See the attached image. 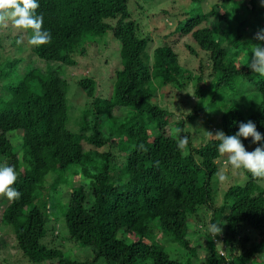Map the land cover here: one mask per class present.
Masks as SVG:
<instances>
[{
  "label": "trees",
  "instance_id": "16d2710c",
  "mask_svg": "<svg viewBox=\"0 0 264 264\" xmlns=\"http://www.w3.org/2000/svg\"><path fill=\"white\" fill-rule=\"evenodd\" d=\"M189 2L198 4L200 0ZM38 3L37 15L43 16V30L50 32L51 42L32 47L30 53L54 67L41 70L26 60L19 80L7 83L0 97V158L16 169L13 187L21 193L12 202L3 197L0 226L12 234L21 258L28 264H96L99 260L104 264H264L260 180L244 171V183L228 187L215 207L210 181L219 169L215 163L219 142L213 138L192 147L190 134L182 131L189 144L180 150L178 138L165 128L172 123L175 129H182L183 121H169L171 113L157 104L155 94V88L180 90L191 82L198 117L219 113L215 122L227 136L235 135L241 123L252 121L262 140L253 143L251 137H241V142L245 148L264 149V77L248 67L250 43L264 46L253 36L264 30L261 2L221 0L208 12L186 15L172 32L208 54L207 82L201 73L191 75L178 66L168 45L147 53L149 39L138 35L128 0ZM242 30L246 36H241ZM107 32L118 43L110 94L96 97L93 80L80 79L77 86L90 103L79 117L77 131L70 132L65 127L67 84L58 75L60 66L73 67L75 49L83 55L87 37L100 38ZM248 36L253 38L250 43ZM184 46L190 52L189 45ZM243 46L248 47L244 54L240 51ZM4 62L1 81L12 77L23 63L18 59ZM223 91L233 93L222 100ZM232 103L244 104L246 112ZM121 111L123 116L118 115ZM71 167H80L83 180L68 189L65 203H61L57 188L65 186L62 176L47 185H43L44 177ZM56 205L64 208L61 217L68 240L87 248L90 260H72L42 243L45 233L53 230L46 228V222ZM202 208L210 211L208 227L222 223L220 234L211 237V232L195 227L198 221H189ZM192 226L194 240L189 235ZM247 232L256 237L250 239ZM159 234L184 251L183 261L167 256L157 240ZM198 237L205 241V249ZM237 247L239 253L234 254ZM200 248L204 250L202 259L197 254ZM223 250L226 256L221 254Z\"/></svg>",
  "mask_w": 264,
  "mask_h": 264
},
{
  "label": "rangeland",
  "instance_id": "374dc122",
  "mask_svg": "<svg viewBox=\"0 0 264 264\" xmlns=\"http://www.w3.org/2000/svg\"><path fill=\"white\" fill-rule=\"evenodd\" d=\"M234 1L235 3L246 2V0ZM259 1L260 0H257V2ZM220 3L221 0H200L198 4H191L189 0H128L127 9L131 19L135 21L138 35L142 38L146 37L149 39L146 49L147 53H150L155 47L168 45L177 56L178 66L182 67V69L186 70V72L188 71L191 73V75H197L198 73H201V79L203 82H207L209 81L206 79V76L209 73V67H207L206 63V59L208 60V54L201 51L190 40L181 37L177 32H172L175 31L177 27H179V23L183 21L186 15L208 12L211 7L219 6ZM230 6H234V4L231 3ZM236 14L239 15L238 9L236 10ZM241 17L242 16L240 14L238 19H241ZM110 23L112 24L113 22ZM245 30L248 32V27ZM246 32L242 30L241 36H246ZM256 34L257 32L253 34L254 39ZM22 35V33H18L11 27L7 29L0 28V66L5 63V59H18L23 62L22 65H18L16 71L12 73V77H10L8 80H0V97L3 96V88L7 83H15L17 80H19L23 69H26L28 65L27 61L30 62L29 66H33L41 70H43L45 67H54V64L45 63L31 55L30 50L32 46L27 44L26 37L24 38V42L18 45L16 40ZM252 39L253 38H249L248 36L247 41L250 43ZM184 44L189 45L190 52L186 50ZM251 45H253V43H250V49H252ZM254 45L256 44L254 43ZM83 49V55H80L78 47L73 52L72 58L75 62L73 67L60 66L58 73V75L63 78L67 84L66 106L68 107V119L65 127L68 131L73 133H75L78 129L79 117L81 116L82 112L89 107L90 103V100L87 99L83 92L78 88L77 82L82 78H89L93 80L94 96L107 98L110 94L112 86L111 83L113 81V70H115L118 60L116 57L118 43L111 37L109 32L100 38L87 37L83 43ZM240 49V51H242L244 54L247 52L248 47L243 46V48ZM198 66L202 67L201 71L197 69ZM178 81L183 82L181 79ZM245 86L246 85H242V87ZM191 87V82H186L184 87L180 90H177L173 87H164L166 89L162 90L161 88H155V90H157L155 94L157 104L161 108L167 109L169 113H171L172 118H170L169 121H183L182 131L190 134L191 146L198 147L205 141L213 139V137H210L207 132L215 135L217 131H220L217 122H215L219 113L213 117L209 113L205 114L204 117H198L195 114L198 109L196 103L197 99L192 96ZM232 93V91H223L220 98L224 100V97H229ZM232 99L233 98L230 99L232 102H236V100ZM232 105L236 107L240 106V110L243 113L246 112L244 104L237 106L236 104L232 103ZM118 115L123 116V111H121V113ZM187 116H191L192 120H187ZM210 120H213V123L210 124ZM174 129L175 127L171 123L167 128H165V131L168 134L174 136ZM83 143L85 142H82V146ZM257 147L259 146L251 145L245 149L248 152H252ZM85 148L86 146L84 145L83 151L87 152V149ZM102 150L104 151V149ZM225 161L226 157L219 155L215 163L219 167L218 170L222 168L224 169L228 175V180L221 183L213 176L210 181L212 200L215 207L221 204L222 195L228 187L235 185L241 186L246 180L243 170L238 171L231 169L230 166L225 163ZM4 163L5 161L0 158V166H3ZM59 174L62 176L65 186L60 185L57 188V192L60 197V202L65 203L68 189L77 184L79 180H83L81 175L82 172L80 167H71L69 170L62 173H48L44 177L43 185L49 184ZM258 185L264 190V181L260 180ZM4 207L5 200L3 197H0V210H2ZM63 210L64 208L62 209L60 205H56L48 216L46 228L49 230L51 226L53 230L45 233L42 243L48 248L59 249L72 260L85 261L90 258L89 251L87 248L68 240L61 217ZM209 216L210 211L202 208L197 212L196 216L189 217V221L193 223L198 221V224L196 223L197 225H195V227H197L202 232L206 231L207 233H210V227L207 225ZM194 229L193 226L189 229L191 240H194L195 237H197L196 234H194ZM247 235L250 237V239L256 237V234H253L252 232H247ZM212 236L214 235L212 234L211 237ZM131 239L134 240L135 238L132 237ZM157 240L170 259H175L178 261L184 260V251L178 248L177 245L171 243L167 237L159 234ZM198 240L201 247L205 249V241H203V239L200 237H198ZM239 250L240 247H237L234 254H238ZM203 251L204 250L200 248V251L197 252L199 259L204 257ZM221 254L226 256V251H221ZM0 264H28L15 250L13 237L10 231L8 229L2 228L1 226ZM96 264H104V262L103 260H99Z\"/></svg>",
  "mask_w": 264,
  "mask_h": 264
},
{
  "label": "clouds",
  "instance_id": "9594fccd",
  "mask_svg": "<svg viewBox=\"0 0 264 264\" xmlns=\"http://www.w3.org/2000/svg\"><path fill=\"white\" fill-rule=\"evenodd\" d=\"M264 6V0H260ZM40 7L38 0H0V28L7 29L11 27L23 35L16 40V43L22 44L24 38H27V44L32 47H40L51 42L50 32L43 30V16L37 15V9ZM255 39L264 42V30L259 31ZM252 58L248 65L251 72L264 77V46L261 44L251 45ZM182 129H174V135L178 138L177 147L180 150L187 148L189 137L181 135ZM210 137L218 141L217 151L220 156H225V163L234 170H243L249 173L253 180L264 181V149L257 147L254 151H246L241 142L244 139L252 138L253 143H259L262 140L261 134L256 130L252 121L241 123L239 131L232 136H227L223 131H217L215 135L207 132ZM214 178L223 183L228 180V175L224 169L218 170ZM17 181V172L13 166H0V197H6L12 202L18 200L21 193L13 186ZM222 224V223H221ZM221 224L210 225V232L214 235L222 231Z\"/></svg>",
  "mask_w": 264,
  "mask_h": 264
}]
</instances>
